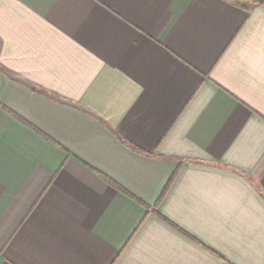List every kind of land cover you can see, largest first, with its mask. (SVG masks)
I'll list each match as a JSON object with an SVG mask.
<instances>
[{
    "label": "crops",
    "instance_id": "obj_1",
    "mask_svg": "<svg viewBox=\"0 0 264 264\" xmlns=\"http://www.w3.org/2000/svg\"><path fill=\"white\" fill-rule=\"evenodd\" d=\"M0 264H264V7L0 0Z\"/></svg>",
    "mask_w": 264,
    "mask_h": 264
},
{
    "label": "trees",
    "instance_id": "obj_2",
    "mask_svg": "<svg viewBox=\"0 0 264 264\" xmlns=\"http://www.w3.org/2000/svg\"><path fill=\"white\" fill-rule=\"evenodd\" d=\"M232 3L238 4L239 7H243L245 10L249 11L255 7H264V0H229ZM242 1V2H240ZM249 3V4H248ZM172 179L169 181V183Z\"/></svg>",
    "mask_w": 264,
    "mask_h": 264
},
{
    "label": "rangeland",
    "instance_id": "obj_3",
    "mask_svg": "<svg viewBox=\"0 0 264 264\" xmlns=\"http://www.w3.org/2000/svg\"><path fill=\"white\" fill-rule=\"evenodd\" d=\"M240 2H242V1H240ZM249 4V3H248Z\"/></svg>",
    "mask_w": 264,
    "mask_h": 264
}]
</instances>
